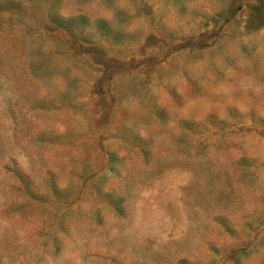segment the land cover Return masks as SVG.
Masks as SVG:
<instances>
[{"label":"rangeland","instance_id":"374dc122","mask_svg":"<svg viewBox=\"0 0 264 264\" xmlns=\"http://www.w3.org/2000/svg\"><path fill=\"white\" fill-rule=\"evenodd\" d=\"M0 264H264V0H0Z\"/></svg>","mask_w":264,"mask_h":264}]
</instances>
